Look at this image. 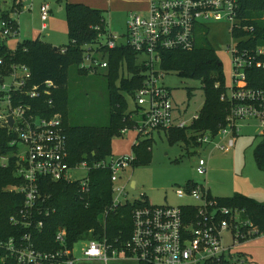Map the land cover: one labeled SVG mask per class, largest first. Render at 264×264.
<instances>
[{
	"label": "built area",
	"instance_id": "1",
	"mask_svg": "<svg viewBox=\"0 0 264 264\" xmlns=\"http://www.w3.org/2000/svg\"><path fill=\"white\" fill-rule=\"evenodd\" d=\"M242 0H149L146 16L130 12L123 37L111 34L105 22L106 33L100 34L99 42L84 47L80 70L97 73L107 70L110 51L128 48L136 57V65L143 67L140 88L131 96L138 112L131 115L135 120L132 130L137 132L133 144L152 139L156 131L188 129L199 120L200 112L187 118L177 114L171 101V92L160 84L164 76L161 69L163 55L167 52L190 51L197 44V36L209 29L206 22H226L237 44L229 47L232 54V77L230 85L225 83L221 100L228 105L225 125L214 134L205 131L195 134L192 148L212 147L217 151L229 152L236 145L240 132L239 123L256 119L262 125L260 136L264 139V87H253L257 74L264 72V44H254V27L246 25L241 18ZM25 4L31 10V0H1L0 11L7 17L0 19V37H19L18 19ZM51 9L49 4L40 7L42 30H47ZM96 30L100 31L99 27ZM244 33V35H241ZM106 38V44L100 40ZM66 52L65 49L62 50ZM3 70V71H2ZM5 63L0 60V73ZM160 72H163L160 74ZM0 82V129L13 136L11 146L16 147L17 176L23 181L13 188L24 196V205L19 218L12 217L15 226L29 231L0 243L3 251L0 264H75L74 245L68 243V232H57L56 250H40L32 239V229L39 230L43 221L33 225L35 212L46 198L40 188V179L53 183H78L80 193L89 195L90 172L106 170L111 173L114 206H123L128 199L126 182L121 185L123 173L133 168L136 156L109 158L90 165L82 161L70 165L67 136L59 113H42L35 109L30 100L46 99L53 105L55 88L47 81L42 87L31 84L30 69L21 64H12ZM134 75H129L132 79ZM218 87V86H217ZM10 120L13 121L12 126ZM129 130L125 129L122 134ZM133 153V152H132ZM75 172H84L76 178ZM196 172L207 176L206 160L198 156ZM177 197H189L198 202L196 214L179 207L147 205L133 211V229L130 240L120 251L113 249L106 240L87 241L82 254L87 260L109 263L113 259H134L138 264H199L209 261L220 262L229 251L224 246V234L231 233L232 241L246 239L258 234V228L249 221H242L243 211L220 207L211 198L207 185L197 184L179 189ZM143 201V200H141ZM26 213V214H25ZM40 213V211H39ZM48 217L49 212H46ZM249 226L246 231L241 229Z\"/></svg>",
	"mask_w": 264,
	"mask_h": 264
},
{
	"label": "trees",
	"instance_id": "2",
	"mask_svg": "<svg viewBox=\"0 0 264 264\" xmlns=\"http://www.w3.org/2000/svg\"><path fill=\"white\" fill-rule=\"evenodd\" d=\"M65 11L69 39L66 47L55 48L38 38L34 41L18 42L16 49L11 50L6 46L5 38L0 37V60L5 63V70L0 73V82L12 64L25 65L30 69L33 86L42 87L47 81L52 82L56 90L53 94V105H49L44 98L30 100L31 105L42 113L61 114L67 136L70 165L74 166L82 161L94 165L112 158L113 139L123 137V130L130 131L134 128L135 120L130 117L138 110H128L127 98L140 88L142 76L138 74L143 67L136 65V57L128 48L110 51L107 58L109 66L105 71L109 92L107 125L80 126L69 123V70L75 68L78 75H89L87 71L79 69L83 61L84 47L98 43L100 34L106 33V26L101 10L84 4L67 3ZM6 17L0 11V19ZM241 18L246 25L254 27V44H264V0H242ZM96 27H99L100 31L96 30ZM63 49L66 50L65 53L62 52ZM161 69L165 73H176L184 78L201 81L205 95L199 120L191 128L166 131L165 136L173 143L180 142L192 147L196 133L211 131L216 134L226 123L228 105L221 100L226 79L215 47L207 38H203L202 43H197L190 51L167 52L163 55ZM129 75L134 77L128 79ZM257 77L260 80L252 83V86L264 87V72H259ZM12 139L13 136L6 129H0V243L18 238L29 231L11 222L12 217L19 218L24 205V196L13 190L21 186L23 181L16 174V147L11 146ZM152 146L153 141L148 139L140 140L138 146L132 145V152L137 155L133 168L147 160ZM256 163L258 168L264 171V139L256 149ZM89 178L91 191L86 196L80 193L79 184L76 182L53 183L46 178L40 179V188L46 200L44 203L40 202L39 210L35 212L33 219V225L38 220L43 221V227L38 231L32 229L36 248L48 251L58 249L55 237L61 229L67 230L68 243L71 246L79 241L106 240L113 249L120 251L130 240L133 211L149 205V202L140 200L114 206L111 173L106 170H92ZM195 185L196 183L189 181L185 186ZM211 198L220 207L243 211L242 221H249L258 228V234L246 239L264 234V202L241 194L228 198ZM181 207L184 211L191 210L196 214L193 205ZM46 212H49L48 217ZM248 228L249 226L241 230L246 231ZM244 240L239 239L238 242ZM2 253L3 251H0V260ZM204 264L236 263L224 257L220 262L209 261Z\"/></svg>",
	"mask_w": 264,
	"mask_h": 264
},
{
	"label": "rangeland",
	"instance_id": "3",
	"mask_svg": "<svg viewBox=\"0 0 264 264\" xmlns=\"http://www.w3.org/2000/svg\"><path fill=\"white\" fill-rule=\"evenodd\" d=\"M68 0H32L31 10L25 4V10L20 15V36L5 38V44L15 50L19 41L42 42L55 48L68 46L69 39L66 28V11L64 8ZM103 11L107 29L113 35L123 37L126 34V22L130 12L146 16L147 11L130 9L132 0H90ZM146 2L147 0H140ZM48 3L52 13L48 22V29L42 30L39 15L41 4ZM197 36L200 44L203 38L215 47L217 55L223 65L226 84L230 85L232 77V54L229 47L237 44L232 37L226 22L208 21ZM260 42L263 40H259ZM103 38L100 43L106 44ZM106 70H98L87 76L78 75L75 68L69 70V123L80 126H105L109 121V92L107 88ZM163 72H160V74ZM160 84L171 92V101L176 113L190 118L202 110L205 101L201 81L184 78L176 73H163ZM128 110L134 111L136 105L132 97L127 98ZM240 132L236 145L229 152L217 151L212 147L205 149L192 148L184 143L172 142L163 132L154 133L153 146L150 156L134 168L127 169L122 175V186L126 185L130 202L147 200L154 206L179 207L186 205L197 206L198 202L189 198H178L176 192L183 189L189 181L206 184L213 197L228 198L241 194L259 202H264V171L256 163V149L262 143L260 136L261 123L256 119H246L239 123ZM116 137L112 142V157L117 159L129 156L137 132L128 131ZM137 158V155L134 154ZM198 156L203 157L208 166L207 176H200L196 172ZM145 157H142V159ZM84 172H75L76 178L84 176ZM133 182L135 186H133ZM26 214V213H25ZM87 241H79L74 246L75 264H107L100 260H87L82 254V248ZM224 246L229 251L226 257L236 264H264V234L243 242L234 243L231 233L224 234ZM108 264H138L134 259H113ZM194 264V263H189ZM204 264V262L199 263Z\"/></svg>",
	"mask_w": 264,
	"mask_h": 264
},
{
	"label": "crops",
	"instance_id": "4",
	"mask_svg": "<svg viewBox=\"0 0 264 264\" xmlns=\"http://www.w3.org/2000/svg\"><path fill=\"white\" fill-rule=\"evenodd\" d=\"M67 3H71V4H84V5H86V6H89L90 8H93V9H96L97 7H95L92 3H91V1L90 0H68L67 2H66V4ZM32 0H31V6H32ZM43 4H45V3H43ZM43 4H41V5H43ZM46 4H48V3H46ZM129 4H131V7H130V9H132V10H134V11H144V10H146V11H148V7H149V0H147L146 2H142V1H140V0H132ZM50 6V5H49ZM66 6V5H65ZM41 7V6H40ZM50 9H51V7H50ZM65 10V7L64 8H60V11L61 10ZM51 13H52V10H51ZM39 15H40V8H39ZM50 16H51V14H50ZM128 18V17H127ZM50 20V19H49ZM49 22V21H48ZM106 22V21H105ZM107 25V24H106ZM47 27H48V23H47ZM66 28H67V23H66ZM48 29V28H47ZM19 42H21V41H19ZM162 131H158V133L160 134ZM154 133H156V131L154 132ZM154 133L152 134V139H150V140H153V136H154ZM164 133V132H163ZM165 134V133H164ZM192 182H194V181H192ZM121 184H122V182H120ZM194 183H196V182H194ZM124 185H126V183L124 184ZM134 186H135V184H134ZM209 190V189H208ZM209 192H210V190H209ZM210 194H211V192H210ZM211 196H212V194H211ZM213 197V196H212ZM129 201V200H128ZM130 202V201H129ZM150 204V203H149Z\"/></svg>",
	"mask_w": 264,
	"mask_h": 264
},
{
	"label": "water",
	"instance_id": "5",
	"mask_svg": "<svg viewBox=\"0 0 264 264\" xmlns=\"http://www.w3.org/2000/svg\"><path fill=\"white\" fill-rule=\"evenodd\" d=\"M12 123H13V121H12V120H10V125H11V126H12ZM134 184H135V183L133 182V184H132V185L134 186Z\"/></svg>",
	"mask_w": 264,
	"mask_h": 264
}]
</instances>
